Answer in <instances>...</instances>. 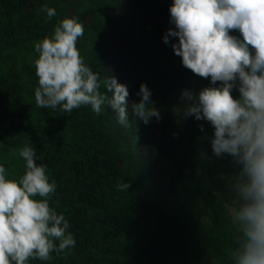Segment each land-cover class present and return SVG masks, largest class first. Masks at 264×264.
Listing matches in <instances>:
<instances>
[{"label":"trees","instance_id":"1","mask_svg":"<svg viewBox=\"0 0 264 264\" xmlns=\"http://www.w3.org/2000/svg\"><path fill=\"white\" fill-rule=\"evenodd\" d=\"M172 3L0 0V165L6 178L18 180L25 161L13 153L30 138L36 162L47 165L49 181L56 183L50 206L65 215L76 240L67 255L53 252L49 261L27 264H231L228 253L241 234L228 222L223 201L233 197L240 166L213 153L207 121L182 116V89L198 93L209 79L185 68L163 41L172 26ZM45 4L56 11L51 19L40 11ZM65 17L84 27L76 46L98 73L100 91L106 92L103 82L114 75L127 86L130 103H138L144 83L159 120L145 124L129 106L128 129L107 106L99 114L90 105L65 114L37 107L34 45L51 37ZM230 35L242 39L236 30ZM173 116L183 120L180 128ZM118 181L130 187L120 191Z\"/></svg>","mask_w":264,"mask_h":264},{"label":"clouds","instance_id":"2","mask_svg":"<svg viewBox=\"0 0 264 264\" xmlns=\"http://www.w3.org/2000/svg\"><path fill=\"white\" fill-rule=\"evenodd\" d=\"M40 11L48 19L56 15L47 4ZM169 14L172 26L163 35L164 43H170L185 68L209 79V86L198 93L182 89V116L207 121L213 128V153L230 156L240 166L236 202L228 212L241 235L228 259L231 264H264V0H173ZM230 30L238 31L242 39L230 35ZM83 34L76 17H65L51 37L35 43L37 107L65 114L90 105L99 114L107 106L128 129L133 127L129 106L131 115L145 124L153 117L159 120L144 83L138 103H130L127 86L114 75L103 82L106 92L100 91L98 73L86 65L76 46ZM200 128L203 131V125ZM13 154L23 158L25 170L18 180L6 178V168L0 165V264L49 261L53 252L67 255L76 240L65 215L50 206L56 183L49 181L47 165L36 162L30 138ZM116 187L125 191L130 184L118 181Z\"/></svg>","mask_w":264,"mask_h":264},{"label":"rangeland","instance_id":"3","mask_svg":"<svg viewBox=\"0 0 264 264\" xmlns=\"http://www.w3.org/2000/svg\"><path fill=\"white\" fill-rule=\"evenodd\" d=\"M113 63L116 65L117 60H116V59H113ZM128 69H130V68H128ZM124 73H125V72L122 73L121 78H123V77L125 76ZM206 83H208V82H206ZM234 92L236 93L237 91H234ZM178 93H180V92H178ZM238 95H239V94L237 93V97H238ZM171 119H172V121H174V125H175L176 127H177V126H178V128L181 127V125H182V123H183V120H182V119L175 118L174 116H173ZM161 128H162V125H159V126L157 127V129H155V131L153 132V136L157 133V131H160ZM177 142H178L177 138L172 139L170 142H168V143L165 145V147H164L165 152H167V151H169L171 148H173V147L176 145ZM234 181H236V179H234ZM233 191H234V190H233ZM226 198H227L228 200H224V201H223L224 209H225V211H226V215H225V216H226L228 222L231 223V222H230V219H229V212H228V209H229L231 206H233V205L235 204V202H236V194H235V192H233V197H232V196H226ZM206 221H208V223L211 222V220H206Z\"/></svg>","mask_w":264,"mask_h":264}]
</instances>
